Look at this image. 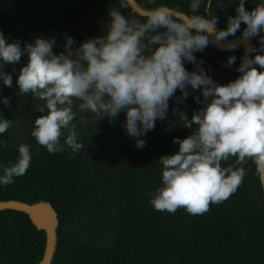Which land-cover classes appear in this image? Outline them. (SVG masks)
Masks as SVG:
<instances>
[{
    "label": "trees",
    "instance_id": "obj_1",
    "mask_svg": "<svg viewBox=\"0 0 264 264\" xmlns=\"http://www.w3.org/2000/svg\"><path fill=\"white\" fill-rule=\"evenodd\" d=\"M136 1L146 9L167 5L185 13H189L191 2L156 0L153 5L148 0ZM260 2L246 0L245 8L251 11ZM237 5L238 0H211L218 29L226 27L228 16L236 15ZM204 6L202 3L200 14L206 18ZM113 8L126 17L143 19L131 13L128 3L120 8L119 0H0V32L6 42L18 39L21 48L38 37L55 38L52 50L59 54L64 51L65 35L74 39V48L102 35ZM244 27L241 23L235 36L242 34ZM252 38L259 52V38ZM242 53L241 46L221 51L210 43L194 55L200 67L224 85L241 75L236 68ZM229 56L236 57L232 66H227ZM27 60L24 55L16 64H26ZM184 67L189 72L196 70L188 61ZM187 91L189 95L183 98L176 90L168 102L166 118L157 120L154 129L141 137L146 141L142 148L135 146V139L123 128L124 111L109 120L110 133L102 141L92 133H83L76 118L73 123L79 142L84 144L76 153L67 148L49 153L31 135L34 124L25 128L21 137L14 124L0 134V175L18 159L20 144H28L32 154L25 175L0 185V200L49 201L57 212L59 228L51 264H264V191L251 160L244 165H236L235 157L222 162L225 167H244L246 175L229 199L211 204L202 215L189 214L183 208L175 213L157 211L150 202L162 186L159 158L178 151L173 138L182 140L192 132L182 126L178 114L184 112L190 120L204 106L196 100H203L200 90L189 86ZM5 97L0 80V119L12 120L9 105L2 102ZM45 245V231L35 227L27 214L0 211V264H38Z\"/></svg>",
    "mask_w": 264,
    "mask_h": 264
},
{
    "label": "clouds",
    "instance_id": "obj_2",
    "mask_svg": "<svg viewBox=\"0 0 264 264\" xmlns=\"http://www.w3.org/2000/svg\"><path fill=\"white\" fill-rule=\"evenodd\" d=\"M246 0H238L236 15L228 16L226 27H216L218 18L211 11V0H191L189 13L167 5L146 11L143 19L126 17L118 9H109L107 30L87 39L78 47L65 35L64 51L53 53L55 38H35L33 43L6 42L0 32V80L12 87V76L3 71L7 64L27 63L19 70L16 84L19 94L43 104L33 109L41 113L34 120L31 135L49 153L84 148L79 142L77 114H92L94 125L107 116L110 121L125 112L123 128L142 148L144 135L164 120L168 102L179 89L183 98L187 88L200 90L204 106L189 120L184 112L178 116L184 127L192 129L184 139L173 138L178 151L159 158L162 164V186L152 194L151 204L157 211L175 213L183 208L189 214L202 215L211 204L231 197L246 175L244 167L222 166L235 157L236 165L251 160L258 173H264V0L251 10ZM156 4V0H148ZM204 6V13L200 9ZM126 8V0H119ZM245 25L242 37L259 38L260 51L248 44L236 71L241 73L228 84H217L200 67L194 53L202 52L210 43L224 50H235V42H227ZM155 45V47H153ZM235 56H229L232 66ZM184 61L193 63L189 72ZM255 65L259 66L257 70ZM5 106L8 98H2ZM195 125V130H193ZM13 126L10 119H0V134ZM66 133V134H65ZM63 137V143L61 138ZM7 147V143L4 142ZM18 159L3 168L0 185L13 183L14 177L26 174L32 154L26 143L18 146Z\"/></svg>",
    "mask_w": 264,
    "mask_h": 264
},
{
    "label": "water",
    "instance_id": "obj_3",
    "mask_svg": "<svg viewBox=\"0 0 264 264\" xmlns=\"http://www.w3.org/2000/svg\"><path fill=\"white\" fill-rule=\"evenodd\" d=\"M126 1L131 8L132 14L136 13L139 16L144 17L146 11L149 10L142 7L136 0H126ZM206 18H208L207 15ZM227 42H235L237 44V47L241 46L243 48V53L241 55L239 65L241 64L242 58L245 55L251 57L252 52L246 53L245 47L248 44L253 45V38L245 40L242 37V34H240L238 36L229 38L228 41H226L225 43ZM211 45L215 49L221 51H228L222 49V47H218L215 43H211ZM260 180L264 191V173H260ZM6 209L15 210L27 214L35 227H37L39 230L45 231L46 233L45 250L38 264H51L57 243V231L59 228L58 215L56 210L52 206L51 202L42 200L40 202L28 203L16 199L0 200V211Z\"/></svg>",
    "mask_w": 264,
    "mask_h": 264
},
{
    "label": "rangeland",
    "instance_id": "obj_4",
    "mask_svg": "<svg viewBox=\"0 0 264 264\" xmlns=\"http://www.w3.org/2000/svg\"><path fill=\"white\" fill-rule=\"evenodd\" d=\"M25 64H7L4 68V72L10 73L12 76V87L9 88L5 86V92L6 96L9 99V109L11 112V118L12 122L15 126V132L19 137H21L22 131L25 130V128L30 127L31 123L28 120V117L32 120V117L37 112L33 108L37 104H42L43 101H38L35 98L31 97V94H28L26 96H23L19 94V87L16 84V79L19 74V70L22 66ZM77 117L82 118L81 125L85 128H89L91 121H93L92 114H87L85 116L84 114H77ZM109 118L105 116L101 120L96 121V125L99 127H104V125H110Z\"/></svg>",
    "mask_w": 264,
    "mask_h": 264
},
{
    "label": "flooded vegetation",
    "instance_id": "obj_5",
    "mask_svg": "<svg viewBox=\"0 0 264 264\" xmlns=\"http://www.w3.org/2000/svg\"><path fill=\"white\" fill-rule=\"evenodd\" d=\"M43 104V103H42ZM41 104V105H42ZM38 116H40V112H36L35 114H34V116L32 117V120L28 117V120H29V122L33 125L34 124V120H35V118L36 117H38ZM78 119V121H79V123H80V125H81V122H82V118H79V117H77ZM93 119V118H92ZM107 126L108 125H104V127L102 128V127H99V125L97 126L96 124L94 125V122L93 121H91V124H90V126H89V128H85V127H83L82 125H81V128H83V133L85 132V133H92V134H94V137H99V139L102 141V140H104V139H106L107 138V136L109 135V133H110V131H109V129L107 128ZM30 127H28L27 129H29ZM26 130V129H25ZM24 130V131H25ZM16 133V132H15Z\"/></svg>",
    "mask_w": 264,
    "mask_h": 264
}]
</instances>
